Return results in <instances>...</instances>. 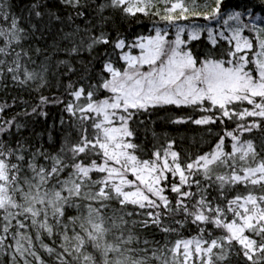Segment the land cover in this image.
<instances>
[{
  "label": "snow or ice",
  "instance_id": "6c2138e0",
  "mask_svg": "<svg viewBox=\"0 0 264 264\" xmlns=\"http://www.w3.org/2000/svg\"><path fill=\"white\" fill-rule=\"evenodd\" d=\"M257 7L264 0H60L59 10L29 0L18 13L0 0V88L34 94L0 102V255L10 264H264ZM141 16L165 24L154 22V35L121 28ZM190 17L206 23H183ZM49 105L64 114L37 131ZM166 106L191 110L173 123L209 133L219 123L223 135L194 157L168 139L142 159L138 127ZM189 226L196 235L179 237Z\"/></svg>",
  "mask_w": 264,
  "mask_h": 264
},
{
  "label": "trees",
  "instance_id": "16d2710c",
  "mask_svg": "<svg viewBox=\"0 0 264 264\" xmlns=\"http://www.w3.org/2000/svg\"><path fill=\"white\" fill-rule=\"evenodd\" d=\"M12 4L15 6L14 10L18 13H24L29 0H11ZM192 0H189L191 3ZM199 4L203 5L204 3H211V0H196ZM251 2L253 4L259 3V0H225V3L229 5V8L234 7L238 3ZM50 4L59 10L60 0H50ZM257 13L264 17V12H261L259 7L256 9ZM142 22L135 24H121L122 29H126L130 33H138V34H155L153 30V23L159 21L158 17H148L141 16ZM184 23H206V21L202 17H190L189 21H183ZM165 24L164 21H159L158 26L163 27ZM172 33V32H171ZM247 34V33H246ZM55 38V32L53 35L47 38V43L51 44L52 40ZM168 39H171L170 35ZM41 46H44V42H40ZM199 49V45L197 46ZM138 49L134 50V54H138ZM57 55L63 57L64 53H58ZM85 58L88 57V53L82 54ZM78 65V62H76ZM75 77H73L74 79ZM53 94H59L56 89H52ZM46 95L49 93H45ZM19 97L22 101L24 99H29L30 101L34 100L33 96H28L27 93L23 91L22 88L9 86L7 90L0 88V102H9L11 103L13 98ZM50 112L49 120L45 121L43 117L39 119V121L34 123V127L37 131H43L44 127H51L52 120L55 119L57 121L59 117L64 114L62 106L59 105H49L48 106ZM190 109H178L174 106H166L163 109L154 112L151 115V118H144V124L138 127V136L136 142L141 145V149L138 150L137 154L141 156L142 159H147L151 156L152 152L156 148L162 149L166 146V141L168 139H174L176 141L175 149L181 152V158L184 159L187 154L188 157H194L197 154L202 152H206L211 150L214 147L216 139L223 135L222 128L224 125H220L219 123L214 126V131L209 133L205 131L207 126L204 125H196L192 121H188L186 123H173L175 117L184 115L186 112H190ZM227 127H234L233 122H227ZM155 133V135H153ZM56 134L55 132L53 133ZM248 135V134H245ZM253 135H258L253 133ZM46 139V137H45ZM230 141V137L225 138L226 147L229 146L228 142ZM130 178H133L130 174ZM179 177H176L178 181ZM169 180H172V176L169 175ZM169 181H163V184H167ZM165 194L169 195L171 198L175 194L172 193L169 189L165 190ZM196 235L195 226H189L185 230H182L179 233V237L182 238H191ZM177 234H173L171 238H176ZM157 238H159V233H157ZM50 242V241H49ZM41 255L45 257V259H50L47 253L41 249ZM0 262L2 264H10V261L7 256L0 255Z\"/></svg>",
  "mask_w": 264,
  "mask_h": 264
},
{
  "label": "rangeland",
  "instance_id": "374dc122",
  "mask_svg": "<svg viewBox=\"0 0 264 264\" xmlns=\"http://www.w3.org/2000/svg\"><path fill=\"white\" fill-rule=\"evenodd\" d=\"M183 23H184V22H183ZM171 32H172V33H171ZM174 32H175V29H174V28L169 30V35H170L171 39L174 38ZM171 39H170V40H171Z\"/></svg>",
  "mask_w": 264,
  "mask_h": 264
}]
</instances>
